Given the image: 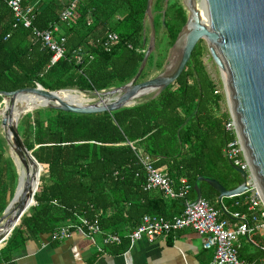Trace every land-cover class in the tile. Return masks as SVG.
Masks as SVG:
<instances>
[{
    "label": "trees",
    "instance_id": "1",
    "mask_svg": "<svg viewBox=\"0 0 264 264\" xmlns=\"http://www.w3.org/2000/svg\"><path fill=\"white\" fill-rule=\"evenodd\" d=\"M0 0V93L41 86L45 91L78 90L101 92L130 82L141 64L146 44L147 0H80L71 27L60 24L59 15L67 0H45L33 5L31 28L50 30L58 25L65 54L51 65L52 54L35 39L31 29L13 27L14 18ZM169 0L162 24L164 0H153L155 30L165 41L164 53L149 57L139 82L150 79L152 69L160 73L168 51L184 26L183 6ZM87 21L91 24L87 26ZM118 36L109 52L96 43L104 32ZM203 49L197 44L181 76L154 100H143L114 113L73 115L50 109L37 110L19 120L17 131L26 150L42 172L31 207L0 247V263L8 262L27 240L51 237L60 226L76 217L97 220L105 233H128L145 215L172 220L193 203L195 185L201 198L221 218L227 219L218 204V194L199 178L213 180L226 191L236 189L241 177L225 153L234 143L227 130L230 118L220 112L223 99L208 78L201 62ZM81 58L76 64L75 57ZM2 98H0L1 106ZM0 138V191L16 186L12 161H4ZM148 156L154 167L171 181L174 189L185 181L190 190L184 199L169 200L159 191H146V175L137 155ZM244 196L225 199L228 209L243 213ZM0 206V215L4 207ZM246 240V239H245ZM124 242L120 246L125 250ZM264 240L258 233L240 247L238 258L252 264L263 260Z\"/></svg>",
    "mask_w": 264,
    "mask_h": 264
},
{
    "label": "water",
    "instance_id": "2",
    "mask_svg": "<svg viewBox=\"0 0 264 264\" xmlns=\"http://www.w3.org/2000/svg\"><path fill=\"white\" fill-rule=\"evenodd\" d=\"M200 1L181 0L187 13L186 22L168 51L161 72L151 79L139 82L149 57L155 51L156 30L151 10L153 0H147L144 15L149 31L148 41L146 44L143 40L146 49L141 64L133 79L126 85L101 92H85L98 100L84 105H73L58 97L60 93L75 90L49 92L35 85L34 88L0 93L2 109L5 108L1 119L4 140L26 175L21 185L17 179L13 196L0 216V230L7 231L5 236L0 235V246L10 238L28 210L35 206L34 197L39 186L36 174L29 175V169L40 165L32 152L26 150L18 134L20 118L13 117L17 96L30 95L39 99L40 105L25 114L32 113L41 106L81 116L111 114L161 95L181 76L200 41L205 42L220 70L230 120L248 172L231 163L232 169L241 177V184L231 191H226L213 180L199 178L198 181L206 183L218 194V204L223 199L240 197L248 192L252 181L264 202V0H203L205 19L199 9ZM168 2L169 0H164L162 24ZM5 102H8L7 106H3ZM193 191L195 200L189 207L201 199V190L197 185Z\"/></svg>",
    "mask_w": 264,
    "mask_h": 264
},
{
    "label": "built area",
    "instance_id": "3",
    "mask_svg": "<svg viewBox=\"0 0 264 264\" xmlns=\"http://www.w3.org/2000/svg\"><path fill=\"white\" fill-rule=\"evenodd\" d=\"M67 1V6L59 15V22L66 27H71L75 23V10L80 0ZM7 7L14 18L13 27L21 26L25 30L31 29L33 37L52 54L51 65L63 58L65 39L61 36L58 25L52 26L50 30L37 31L31 28L34 9L32 5L26 4L25 0H8ZM90 24L91 22L87 21V26ZM118 42V36L108 31L104 32L101 39L96 40L105 52H109ZM75 59L76 64L80 65L81 58L77 56ZM226 129L234 133L232 122L226 126ZM225 153L235 166L248 172L247 164L240 159L243 153L236 137ZM137 158L146 175V191H159L165 198L172 201L185 198L190 190L185 181H181L180 188L174 189L168 177L160 169L154 167L153 160L142 154H138ZM250 184L249 191L242 195L247 194L245 211L229 214L232 225L227 219L221 218L220 211L215 210L201 198L191 207L188 206L190 203H185L184 212L172 220L145 215L141 218L139 225L126 234L105 233L101 230L97 220L76 217L74 222L56 229L51 234L52 241L63 242L72 234H78L95 248L97 254L102 255L105 248L120 246L123 242L132 247L141 240L152 243L158 237L190 229L203 238V249L213 252V260L210 264H252L238 258L241 239L249 242L250 236L258 233L264 240V202L255 184L252 181ZM98 238H101V245L97 243ZM7 241L3 242L0 247L4 246ZM260 250L263 253V260L260 264H264V245Z\"/></svg>",
    "mask_w": 264,
    "mask_h": 264
},
{
    "label": "crops",
    "instance_id": "4",
    "mask_svg": "<svg viewBox=\"0 0 264 264\" xmlns=\"http://www.w3.org/2000/svg\"><path fill=\"white\" fill-rule=\"evenodd\" d=\"M40 1L45 0H34L32 4ZM224 200L221 201L222 212L225 210L224 214L232 225L229 214L234 211L227 208ZM241 240L240 247L243 244ZM97 243L101 245V238L97 239ZM202 245L201 236L185 229L158 237L152 243L141 240L132 247L126 244L123 252L120 249L122 245L107 247L99 255L78 234H72L63 242L52 241V237L43 236L37 240H27L20 250L12 254L10 261L0 264H210L213 252L204 250Z\"/></svg>",
    "mask_w": 264,
    "mask_h": 264
},
{
    "label": "rangeland",
    "instance_id": "5",
    "mask_svg": "<svg viewBox=\"0 0 264 264\" xmlns=\"http://www.w3.org/2000/svg\"><path fill=\"white\" fill-rule=\"evenodd\" d=\"M176 3L178 5H180L181 4V0H177ZM145 36H146V40L148 41L149 31H148L147 27H146V30H145ZM198 44H200L201 48L203 49L200 60H201V62L203 64V66H204V70H205L208 78L210 79V81H212L214 83L216 92L220 96L223 97V99H222V101L220 103V112L223 113V114H227L229 116V118H230V110H229L228 103L226 101L225 92H224V86H223V82H222V78H221V74H220V70L218 68V65L215 62V60L213 59V57H212L207 45L205 44V42L200 41ZM164 46H165V41H164V39L161 36H159V28H157L156 29V40H155V51H154L152 56L155 57L158 54L160 55V53L163 54L164 53L163 51L165 50ZM167 56H168V53H167ZM167 56H166V59H167ZM166 59H165V62H166ZM164 64L165 63H163V66H164ZM158 73L159 72H158V70L156 68L152 69V71L150 73V79L155 77ZM74 90L78 91L76 89H74ZM83 94L85 95V98L89 101L88 104H93V103L97 102V100H98L96 97H94L92 95H89L87 93H83ZM0 107L2 108V104H1ZM41 109H45V108L43 106H41L37 110H41ZM37 110H35V111H37ZM35 111H33L32 113H34ZM32 113H29V114H32ZM25 115H27V114H25ZM21 118L22 117H20V120H21ZM0 138L3 140V142H2V144H3L2 145V147H3L2 150H3L4 161L7 162V160L10 159L11 151H10V148L6 145L5 140H4V133H3L2 129H1V119H0ZM240 159L242 160V162H244V157H243L242 154L240 155ZM10 160L12 161V168L11 169H12L14 175H16V178H18L17 170L15 168L16 165H15V163H14V161L12 159H10ZM36 168L32 169L30 172H31V174L34 173L37 176L38 170ZM43 178L44 179L46 178V173L44 171L42 172V175H41L40 179H43ZM40 179H39V181H40ZM11 192H12V184L10 185V183H7L6 187L4 189H2V191H0V206H3V204H5L4 207L5 208L7 207V205L9 204L8 201H9V196H10ZM5 208H4V210H5ZM241 241H242V243H244L246 240L242 239Z\"/></svg>",
    "mask_w": 264,
    "mask_h": 264
},
{
    "label": "bare ground",
    "instance_id": "6",
    "mask_svg": "<svg viewBox=\"0 0 264 264\" xmlns=\"http://www.w3.org/2000/svg\"><path fill=\"white\" fill-rule=\"evenodd\" d=\"M199 9L201 10V14L204 16L205 8H204L203 0H201L199 3ZM204 19H205V16H204ZM83 93H85V92L69 91V92H64V93L58 94V97L65 100L68 103L73 104V105L88 104L89 101L85 98V95ZM3 104H5L3 106H7L8 102H5ZM38 104H39V99L35 96L18 95L16 100H15L14 107H13V117L14 118L22 117L23 114H25L29 110L34 109L35 107H37ZM4 110H5V108H3V109L1 108V110H0V119H2L4 117ZM10 159H12L16 165L15 168L17 170V175H18L17 179L19 180V185H21L23 183V181L25 180V177H26L25 172L22 169V167L19 165L17 158L15 157V155L13 154L12 151L10 153ZM31 170H32V168L29 169V175H31V172H30ZM19 188H20V186H19ZM6 232H7L6 230H0V235L5 236Z\"/></svg>",
    "mask_w": 264,
    "mask_h": 264
},
{
    "label": "flooded vegetation",
    "instance_id": "7",
    "mask_svg": "<svg viewBox=\"0 0 264 264\" xmlns=\"http://www.w3.org/2000/svg\"><path fill=\"white\" fill-rule=\"evenodd\" d=\"M181 5H182V2H181ZM185 11V10H184ZM186 12V11H185ZM186 16H187V13H186Z\"/></svg>",
    "mask_w": 264,
    "mask_h": 264
}]
</instances>
